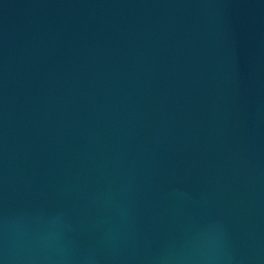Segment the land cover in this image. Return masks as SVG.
<instances>
[{
    "label": "water",
    "instance_id": "obj_1",
    "mask_svg": "<svg viewBox=\"0 0 264 264\" xmlns=\"http://www.w3.org/2000/svg\"><path fill=\"white\" fill-rule=\"evenodd\" d=\"M0 264H264V0H0Z\"/></svg>",
    "mask_w": 264,
    "mask_h": 264
}]
</instances>
